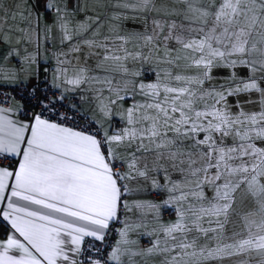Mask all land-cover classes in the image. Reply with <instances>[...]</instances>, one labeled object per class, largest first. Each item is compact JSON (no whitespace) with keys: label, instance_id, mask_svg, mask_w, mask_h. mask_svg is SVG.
Masks as SVG:
<instances>
[{"label":"snow or ice","instance_id":"6c2138e0","mask_svg":"<svg viewBox=\"0 0 264 264\" xmlns=\"http://www.w3.org/2000/svg\"><path fill=\"white\" fill-rule=\"evenodd\" d=\"M173 2L180 7H157L156 0L123 3L160 18H151L150 32L144 17L143 31L121 35L114 25L115 35L102 39L98 26L93 38L69 49L80 53L87 47L85 62L58 58L43 89L36 55L23 57L29 69L37 65L36 83L23 82L26 98L22 89L18 108L0 106V201H7L0 215L12 230L0 239V264H81L75 257L85 237L102 241L121 208L138 212L141 221L149 215L160 221L161 210L172 208L176 219L148 231L155 239L146 248L129 238L141 224L125 222L107 257L112 264H124L125 256L128 264H139L137 256L145 264L153 257L159 264H223L232 258L236 264H252L253 258L264 264V0ZM38 5L25 0L22 10L16 4L11 19L19 17L26 26L5 31L9 10L0 2V45L11 43L14 31L20 34L16 44L32 42L39 32ZM170 16L188 23L163 18ZM98 22H80L72 33L58 14L53 26L62 31L63 43ZM129 44L137 50L129 51ZM18 55L10 49L4 59ZM93 58L94 67L88 63ZM237 66L248 69L247 79L237 83L233 72L219 88L205 87L214 68ZM147 75L154 78L145 80ZM0 81L21 83L2 66ZM49 88L63 90L49 98ZM69 92L89 108L65 105ZM252 92L259 93V110L245 111L239 103V111L231 110L228 97ZM58 104L68 110L57 111ZM16 113L29 119L14 118ZM78 119L83 126L69 125ZM116 120L121 126L114 128ZM13 159L14 168L4 166ZM148 184L166 198L125 199ZM107 261L89 258V264Z\"/></svg>","mask_w":264,"mask_h":264},{"label":"crops","instance_id":"0c3cea01","mask_svg":"<svg viewBox=\"0 0 264 264\" xmlns=\"http://www.w3.org/2000/svg\"><path fill=\"white\" fill-rule=\"evenodd\" d=\"M3 3L4 7L9 10V18L7 23L4 24L5 31L8 30L9 27L15 29L17 25H20V19L17 17L16 21L11 19V11H15L16 4L21 6V9H24L25 0H0ZM30 4H35L36 0H28ZM130 3L135 4L137 0H39V5L35 8V12L40 14V21H39V32L38 34L33 35V39L31 43H21L16 44V40L19 37V32L14 31L12 33L11 43L0 45V66L3 67L5 71H15L18 74L19 80L23 83L25 80L27 81L28 85L33 84L36 82V74L35 69L37 67L36 64H32L31 68L29 69V65L23 61L24 56L28 55H36L37 60L39 61V78L46 76L50 83L52 82V78L54 70L58 66V58L59 60H70L73 64L77 63V57L79 58V63L83 64L85 62L86 55L88 53L87 47H81L80 53H71L69 49L74 46L77 42L82 41L83 39H91L92 31L95 30L98 26H100V37L102 39L103 36H114L115 33L110 31L112 26L119 25V34L124 35L129 32L133 31H143V19L144 17H148L149 24L148 29L149 32L151 31V18L160 16L156 12H141L139 10L133 11L129 8H124L121 5L123 3ZM51 3L52 7L47 8L46 5ZM162 3L167 4L169 9L176 7L179 8L180 5L174 3L173 0H156L157 7H159ZM65 17L69 23V31L74 33L77 27V24L84 21L91 22L92 20H96L99 18L98 24H93L92 29L85 33L83 36H78L73 34V38L70 41H62L63 33L59 29L58 26H53L57 15ZM119 14L122 18L120 20L112 19L114 15ZM4 13L0 12V16H3ZM164 19L175 20L177 23H184L187 24V21L183 20L182 16H170V17H163ZM3 21H0L2 24ZM26 26V25H20ZM32 26L36 27V17L33 15L32 17ZM49 26H53L52 31L49 32ZM129 51L137 50L136 46L133 44L128 45ZM10 49H18L19 55L10 57L8 60H5L4 57L7 55ZM66 52L69 53L67 57L60 55V53ZM88 63L94 67L96 61L95 59H91ZM131 64V61L129 62ZM28 69V71H21V68ZM138 67V65H137ZM48 69L47 74H45V69ZM235 72L236 78L238 81L242 79H247L250 75L248 69L237 66L235 69H225V68H214L212 72V79L205 84L206 88H218L221 84L225 82L228 78H230ZM260 74L258 73L257 76ZM154 77H144L145 80H152ZM0 84L4 85H11L13 86L11 81H0ZM24 84V83H23ZM262 86V84H261ZM63 89L59 90L62 91ZM71 93V92H69ZM252 94L256 97H259V94L256 92H252ZM257 94V95H256ZM78 96V94H76ZM250 95L249 94H240L238 96H234L237 102L244 103L245 99H247ZM231 98V97H230ZM229 99V98H228ZM232 103H236L234 101L228 100V104L232 109ZM82 110H87L89 105L87 103L80 104ZM2 107H12L16 109L20 106L19 100H11L8 105H1ZM235 111H239L237 108V104L235 105ZM245 111H255L251 110L250 108ZM14 118L26 120L29 118L24 117V115L16 113ZM119 121H113L114 128L121 126L117 124ZM107 127V125H105ZM114 130V129H113ZM111 134V133H110ZM230 142V141H229ZM15 159L9 160L8 162H3L4 166L11 165L13 168L15 167ZM11 183V181H10ZM135 184H133V187ZM208 195L211 196V191H208ZM166 198L165 192H156L151 189L150 184L144 186L141 191L134 193L132 195H126L125 199L130 203L133 200H152L154 202H161L163 199ZM23 203V202H21ZM7 208V201H0V209ZM166 212H169L168 215H165ZM119 215L121 216V222L116 227V234L113 239V243L110 245L107 256L111 252L112 248L116 246V241L120 238L119 237V230L125 226V222L132 224L135 226L136 224H141V227L136 229L133 232L129 233V238L131 240L137 241V245L140 248H146L150 246V242L155 239L154 236H148L146 233L151 231L158 222H170L176 219L175 212L172 208H165L161 210L160 213V221L153 219L151 215L147 216L143 221H141L140 214L138 212H127L123 208H121ZM147 225L145 227L144 225ZM0 225H5L6 233L4 236L0 235V239L6 238V235L9 234L11 230V225L8 221L3 219V216L0 215ZM207 226V225H205ZM231 225L229 228L231 229ZM238 230V229H237ZM89 239L93 243L97 242L93 237H85L84 241ZM133 246V247H136ZM71 255V253H70ZM79 262L80 261V254L79 256L75 257ZM247 258V257H245ZM124 264H128V258L122 257ZM135 260L139 261V264H145L144 260L137 256L134 258ZM238 258L226 259L223 264H236V260ZM255 259H252V264H255ZM81 264H89L88 262H81ZM107 264H112L111 261H107ZM148 264H159V258L153 257L148 261ZM213 264H219V262H213Z\"/></svg>","mask_w":264,"mask_h":264},{"label":"built area","instance_id":"2783aa9c","mask_svg":"<svg viewBox=\"0 0 264 264\" xmlns=\"http://www.w3.org/2000/svg\"><path fill=\"white\" fill-rule=\"evenodd\" d=\"M149 76H151V75H147L146 77H149ZM45 81H47L48 83L45 84ZM50 84H51L50 80L46 76L39 78V86L41 89L48 87ZM29 85H32V84H29ZM22 89L25 91V98H26L27 89H25V85L23 83H20L19 85L15 86V87H13L11 85L0 84V104L1 105H8L11 102V100H13V99H15V100L17 99L20 101V93H21ZM53 93H55L56 96L60 95V91L49 88V91L47 93L49 98L52 97ZM6 96H7V100H5ZM73 102L80 105L79 98L76 94L67 93L66 98H65L63 103L65 105H70ZM24 107L28 111L32 110V106L30 104L26 103L24 105ZM80 108H81V105H80ZM66 110H68V109H66L64 107H60L59 104L57 105V111L63 112ZM35 111L39 112V111H41V109L36 108ZM45 116L46 117L48 116L47 112L45 113ZM25 117L29 118L28 116H25ZM51 118L55 119L54 116ZM68 123L70 126H77V125L83 126V120H80V119H78L77 121H69ZM117 124L119 125V124H121V122H118ZM8 161L9 160H5L4 162H8ZM168 214H169V212L165 213V215H168ZM120 222H121V216L120 215H119V220L110 222L109 228L107 230H105V236H104V239L102 241H97L95 243H93L89 239L83 241L82 246H81L82 251L80 253V261L85 263V262L89 261V258L101 259V260L106 261L108 249H109L110 245L113 243V239H114V236L116 234V227L118 226V224Z\"/></svg>","mask_w":264,"mask_h":264},{"label":"rangeland","instance_id":"374dc122","mask_svg":"<svg viewBox=\"0 0 264 264\" xmlns=\"http://www.w3.org/2000/svg\"><path fill=\"white\" fill-rule=\"evenodd\" d=\"M239 81L237 80V83H238ZM262 84V86H264V82H262L261 83ZM232 87H235V84H232L231 85ZM219 88V87H218ZM257 94H259V93H257ZM256 94V95H257ZM250 96L247 98V99H245V101H244V103H242V102H237L234 98H232V97H234V96H231V98L230 97H228L229 99L228 100H232V101H234V102H236V103H232V111H234L235 112V105L237 104V103H239V104H241L242 106H243V109L244 110H248L249 108L251 109V110H255V111H257V110H259V103H258V101H259V97H256V96H254L252 93H250L249 94ZM249 101H252V102H249Z\"/></svg>","mask_w":264,"mask_h":264},{"label":"trees","instance_id":"16d2710c","mask_svg":"<svg viewBox=\"0 0 264 264\" xmlns=\"http://www.w3.org/2000/svg\"><path fill=\"white\" fill-rule=\"evenodd\" d=\"M25 117V116H24ZM27 118V117H26ZM118 126V124H115V126ZM6 233V228L5 225H0V235L4 236V234Z\"/></svg>","mask_w":264,"mask_h":264}]
</instances>
